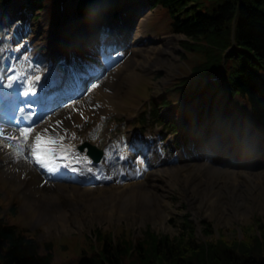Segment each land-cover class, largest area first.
<instances>
[{"label": "rangeland", "instance_id": "374dc122", "mask_svg": "<svg viewBox=\"0 0 264 264\" xmlns=\"http://www.w3.org/2000/svg\"><path fill=\"white\" fill-rule=\"evenodd\" d=\"M46 3L49 4L47 12L51 15V21L49 24L51 25L52 22L54 23L56 13L59 11L60 15H62L63 9L57 0H47ZM117 3H119V0H104L105 9L110 11L111 6L117 5ZM162 11L164 12V10ZM162 11H160V13ZM64 12L65 34L70 36V33H73L75 35L74 30L79 27V22L70 16L68 11V2L67 8L65 7ZM37 13L41 14V12ZM41 15L43 16V21H41L42 24L35 28V33H38L39 31L38 34L42 36L39 41H35L36 45H39V47H42L43 42H41V40H43L42 38L45 35V31H42V28L44 27L46 18L44 13ZM155 20H160L159 12L156 13ZM183 38L185 39V36L182 34L159 37L156 42V44L161 47L159 52L155 51L157 45H153V43H143L140 47L137 45L136 47H138L141 52L137 51L138 54L128 56L125 63H123L122 66L117 67V70L120 71H109L106 73L105 77L99 84L104 88L103 90L107 91L106 95L107 98H109L107 105H105L102 109V111H105L106 114L100 117V121V118L96 116V111H94L93 116L86 117V121L83 120V123H81L83 125L80 126L77 124L76 127L79 132V137L81 136L83 140H91L100 148L106 149L104 146L106 145L105 140L107 139V136L117 132V141L119 142L121 133L128 128V123L134 122L137 119V114H141L139 105L132 107L128 112L127 107L120 105L119 98L125 91H127V87L131 85L130 83H133L124 96L123 101L127 100L128 102H135L137 101V98L146 99L147 95L142 94L140 90L146 79H149L151 76L154 78L153 86L155 87V90L157 88L159 90H156V94H161L163 85L176 76L180 69H182L181 72H183L187 67V63L183 62L181 57L183 50L179 46V43ZM142 55L145 56L141 58ZM192 55L194 57L198 54L196 53ZM146 56H149L150 58L157 57V59H150ZM148 59L150 60L147 61ZM191 61L192 59L188 60V62ZM260 73L264 77V70ZM194 87L195 84L193 83V88ZM185 90L189 93L194 89L186 87ZM197 91L199 92L202 100H215V102L219 101L220 103L224 97L222 94H225L226 97L223 100L224 107L231 113L235 112L234 101H239L241 103L240 117L232 116L229 119L228 124L230 127L237 126L234 129L236 131L241 129L244 133H234L233 135L237 137V139L238 137H241L243 140L249 142V149H251V152H254V150L260 147L257 145H264V132L252 126L250 122V109L248 107V102L244 98L232 95L235 91H230L227 87H222L220 82L211 86H206L204 89ZM88 93L92 94V97L95 99L92 89H87L85 95ZM171 95H173V93H171ZM89 102V100H86V103ZM68 105L70 104H67L66 106ZM185 105L187 104H184V106ZM66 106L57 108L50 114V116L55 113H59ZM116 107L119 108L118 112H115ZM124 108L126 109V113L122 110ZM67 109L69 112L73 111L72 107L68 106ZM110 127H113V129L109 130ZM123 146H126V144H123ZM219 168L222 173L220 172L218 174L222 176L227 175V172L224 170L236 169L233 165H224ZM247 170L259 174L258 176L256 174L255 179L250 181L244 177L239 178L238 183L240 185L238 186V189L235 190L236 192H228L225 190L224 193L228 195L220 198V202L211 204L208 214H204L202 209H191V205L182 200L180 197L176 186L168 184L166 186L167 196L165 197L168 205H166V207L160 206L161 212L159 211L156 213L154 217H148L141 221L140 219L132 216L120 218L118 213H113L110 215L111 217L106 219L103 217V220H88L85 225L82 226L81 230L79 228V223H77L78 226L76 227L73 224L76 223V221L73 220L71 229L65 231L60 230L59 223L57 221L52 219L50 221V218L49 220L42 219L40 222L46 225L44 226V230L38 234V238L43 241H51L55 247L66 249L68 254H70L73 250H77L81 255L93 251V246L97 245L94 238L95 234L101 235L112 231L117 235V240L120 239V241H125L126 243L141 242V248L145 250L148 248V244L145 243V239L148 238L145 235L147 231L149 233L154 231L159 235H174L180 231L182 223L185 220L190 221L197 237L203 235L207 239L216 240L218 236L221 235L224 240L227 241H232L234 239L240 241L247 236L251 237L255 235L257 220H261L262 222L264 221V161L256 166H247ZM163 181L164 180H162V182ZM162 182L159 181L158 183L162 184ZM15 188L13 180L7 184H3L0 186V197L7 198L9 197L8 195L21 194V192H17L18 189L15 190ZM200 196L201 194L198 193L199 200ZM74 201L76 202L75 199ZM84 205H86V203ZM29 206L38 207V204L23 201L22 208H27ZM5 207L4 211L8 212V206L5 205ZM20 214L23 216L31 215L34 220L39 215V211L37 208H31L27 211L21 212ZM34 222L39 221L35 220ZM34 222L32 223L33 227L36 226V223ZM208 224L210 225L212 232L206 235L205 231ZM90 234H92L91 237ZM128 239L130 241H128ZM135 257L136 256L134 255V257L132 256L131 258L136 259Z\"/></svg>", "mask_w": 264, "mask_h": 264}, {"label": "trees", "instance_id": "16d2710c", "mask_svg": "<svg viewBox=\"0 0 264 264\" xmlns=\"http://www.w3.org/2000/svg\"><path fill=\"white\" fill-rule=\"evenodd\" d=\"M79 2L89 4L91 0ZM155 4L171 30L185 35L180 42L181 57L192 76L202 81L225 65L230 91L247 96L264 125V80L260 73L264 70V0H155ZM233 43L235 47L228 52ZM261 222L256 221L255 235L227 241L221 235L216 240L197 237L190 221L184 220L174 235L147 231L145 250L141 242L117 241L110 235L114 245L102 239L99 252L85 253L65 264H264ZM207 226L206 235L212 232ZM45 248L41 253L34 239L0 224V264H55L52 246ZM134 255L136 259L131 258Z\"/></svg>", "mask_w": 264, "mask_h": 264}, {"label": "bare ground", "instance_id": "6f19581e", "mask_svg": "<svg viewBox=\"0 0 264 264\" xmlns=\"http://www.w3.org/2000/svg\"><path fill=\"white\" fill-rule=\"evenodd\" d=\"M144 56L142 55L141 58ZM146 57L150 58L149 56ZM150 59L156 60L157 57ZM82 96V98L74 102L75 104H72L74 105L72 112L68 110H64L65 113L61 112L62 115L72 114L71 120H66L65 130L73 128L78 123H82L83 119L91 114L93 108L96 109L95 111H98L99 103L105 105L104 102L109 100L106 93L100 90L97 91V89L94 94L95 99L89 93ZM81 100H89L90 102L83 105ZM98 112L102 113L103 111ZM56 116H60V113L56 114ZM3 132L15 134V131L8 129H5ZM2 141L0 139V143ZM4 147L6 148V146ZM5 148L0 149V166L9 164L8 158L13 155V153L7 152ZM242 157H244L243 154H240L238 161ZM20 160L21 162H12V165L5 167V172L12 171L15 167L21 169L28 167L27 175L24 178L21 173L15 175L16 179L23 178L24 180L16 184L17 188L23 187L25 200L33 203L38 202L40 216L45 218L55 211L61 231L71 229L73 220L79 223L81 230L88 220H101L103 217L106 219L111 217L110 215L113 213H118L120 218L132 216L141 221L148 217H154L156 213L161 212L160 206L166 207L168 205V202L165 200L167 196L165 185L167 184L176 186L180 197L191 205V209H202L204 214H208L211 204L220 202V198L228 195L224 193L225 190L236 192L235 190L240 185L238 183L239 178L244 177L250 181L255 179L256 174L257 176L259 174L236 168L224 170L227 172V175L222 176L218 174L222 173L221 169L215 165L206 164L205 162H191L166 168L164 174H167V176L162 185L156 183V180L159 179L157 176H160L163 171L155 169L150 172L147 171L144 174L146 178L143 181L137 182L138 180H134L124 185L79 189L75 188L74 185L54 184L53 186L61 190L57 194L46 184L41 186L42 178L40 174L28 165L23 156ZM39 187L42 188L40 189ZM38 191L41 192V195L37 197ZM198 193L201 194L200 200ZM75 197L78 198L76 202L74 201ZM85 203L86 205H84Z\"/></svg>", "mask_w": 264, "mask_h": 264}, {"label": "snow or ice", "instance_id": "6c2138e0", "mask_svg": "<svg viewBox=\"0 0 264 264\" xmlns=\"http://www.w3.org/2000/svg\"><path fill=\"white\" fill-rule=\"evenodd\" d=\"M39 79V77H37V80ZM18 91V90H17ZM31 91H35V88H32ZM24 95L27 96L28 95V90H25ZM20 103H27L26 101H22V100H18L17 97L15 95H13L9 101H8V105L10 107V109L14 112L15 108H17L19 106ZM19 112L21 114L25 113V108H19ZM11 119H16V117L13 115L10 117ZM21 133H23V139L27 140L28 135L31 133L32 129L30 128H21L20 129ZM9 139H16V137H8ZM53 141L51 139H45L43 136L37 137L36 139V147L38 149V151L35 153V155L41 159V161L43 162V160L47 157V152H48V145L51 144Z\"/></svg>", "mask_w": 264, "mask_h": 264}]
</instances>
